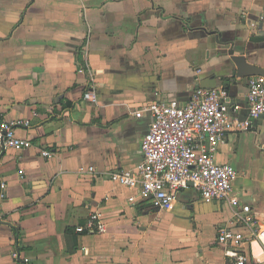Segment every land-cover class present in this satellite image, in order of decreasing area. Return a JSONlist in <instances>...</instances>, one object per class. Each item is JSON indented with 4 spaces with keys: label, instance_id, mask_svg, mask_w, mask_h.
<instances>
[{
    "label": "crops",
    "instance_id": "1",
    "mask_svg": "<svg viewBox=\"0 0 264 264\" xmlns=\"http://www.w3.org/2000/svg\"><path fill=\"white\" fill-rule=\"evenodd\" d=\"M229 44L264 67V0H0V122L27 119L15 132L31 141L0 153V264H232L215 239L227 202L190 187L168 211L132 204L108 174L141 161L151 117L134 113L149 103L223 87L246 118L249 77L233 74ZM214 156L264 224V119L225 133ZM94 211L106 231L78 233Z\"/></svg>",
    "mask_w": 264,
    "mask_h": 264
},
{
    "label": "built area",
    "instance_id": "2",
    "mask_svg": "<svg viewBox=\"0 0 264 264\" xmlns=\"http://www.w3.org/2000/svg\"><path fill=\"white\" fill-rule=\"evenodd\" d=\"M78 73L88 76L83 99L97 102L95 73L85 57ZM247 116L238 117L241 106L233 103L226 88L196 87L189 100L156 101L136 111V117L148 113L151 122L141 140L142 159L133 169L110 171V179L134 193L129 203L148 201L158 210H171L177 194L190 187L205 202L225 201L231 213L225 226H219L215 239L232 264H264V224L252 213L250 205L233 195L237 173L228 163H218L215 153L225 133L246 131L253 120L264 119V77L247 80ZM27 119L0 122V153L7 149L29 148L31 141L16 135L17 127H28ZM40 154L50 157L51 151ZM80 173H94L93 166L79 167ZM5 184L0 181V189ZM2 196V194H0ZM103 233L106 224L100 212H91L84 225L75 228Z\"/></svg>",
    "mask_w": 264,
    "mask_h": 264
},
{
    "label": "water",
    "instance_id": "3",
    "mask_svg": "<svg viewBox=\"0 0 264 264\" xmlns=\"http://www.w3.org/2000/svg\"><path fill=\"white\" fill-rule=\"evenodd\" d=\"M226 55L228 56L229 64L234 75L238 77L263 76L264 67H259L254 63L249 62V52H236L230 48V44L226 45ZM213 88V87H211Z\"/></svg>",
    "mask_w": 264,
    "mask_h": 264
}]
</instances>
